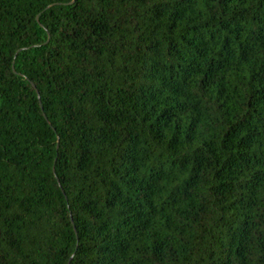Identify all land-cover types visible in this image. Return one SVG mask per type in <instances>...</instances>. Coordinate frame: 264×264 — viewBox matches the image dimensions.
I'll use <instances>...</instances> for the list:
<instances>
[{
    "label": "trees",
    "instance_id": "1",
    "mask_svg": "<svg viewBox=\"0 0 264 264\" xmlns=\"http://www.w3.org/2000/svg\"><path fill=\"white\" fill-rule=\"evenodd\" d=\"M0 264H264V0H0Z\"/></svg>",
    "mask_w": 264,
    "mask_h": 264
}]
</instances>
